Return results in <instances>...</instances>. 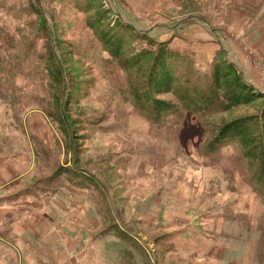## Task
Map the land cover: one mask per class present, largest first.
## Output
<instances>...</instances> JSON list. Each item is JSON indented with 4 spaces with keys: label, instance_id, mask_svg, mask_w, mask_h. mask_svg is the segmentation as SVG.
Returning <instances> with one entry per match:
<instances>
[{
    "label": "rangeland",
    "instance_id": "374dc122",
    "mask_svg": "<svg viewBox=\"0 0 264 264\" xmlns=\"http://www.w3.org/2000/svg\"><path fill=\"white\" fill-rule=\"evenodd\" d=\"M73 4L80 8L75 10ZM82 4L86 0H0V156L6 155L1 162L9 160L14 149L15 155H20L17 149H21L29 157L20 156L16 164H10L25 169L30 164L73 166L80 158L84 166L62 171L58 167L60 173H51L53 181L48 185L53 190L69 192L78 188V175L85 178L81 179L82 190L97 194L94 209L99 222L104 228L114 226L113 230L119 231L113 215L115 208L122 227L126 225L137 233L150 248L153 264H168L172 254L157 250L158 238L165 229L179 226H199L202 241L208 245L199 246L201 256H175L178 264H239L238 260L246 255L251 264H264V221L257 216L260 205L245 195L252 192L243 190L248 184L244 172L241 168L225 172L220 161L204 164L197 155L203 154L221 126L235 119L260 117L264 99L222 116L202 119L184 115L180 120L170 119L164 125L149 127L129 102L134 99L135 89H147L152 61L123 70L113 59L104 57L95 35L114 16L133 29L130 39L129 34L125 37V59L144 52L154 55L159 48L157 43H146L136 36L163 41L181 55L175 64L177 74L205 89L211 83L210 64L214 59L202 52H213L211 49L216 47L209 32L213 33L226 42L224 58L264 94V0H104L105 7L100 0H94L95 10L89 13ZM106 12L109 15H105L103 25L90 31L89 21ZM46 49L53 52L58 69L63 70L64 82L75 87L72 93L64 92L66 96L59 102L53 100L57 91L42 69L46 60L37 58L38 54H46ZM233 52L249 73L237 64ZM30 53L35 58H30ZM46 114L56 120L60 115L68 119L69 140L56 131L58 128ZM18 121L40 122V130L57 132L52 146L42 139L44 145L36 142L38 150L45 148L49 153L37 152L33 143L28 149L26 144H17L23 137L16 130ZM109 123L115 129L105 134L103 127ZM224 153L229 157L232 152L227 149ZM119 157L124 158L122 162H118ZM83 167L89 178L82 174ZM46 175L35 168L15 181V188L34 190L39 180L48 181ZM108 193L113 206L105 199ZM39 194L37 190L33 196ZM238 199L251 211L250 216ZM101 211L107 212L106 221ZM157 219L155 230L148 231L144 221ZM33 221L37 222L35 218ZM28 231L23 237H28ZM14 236L20 238L17 231ZM13 248L14 252L0 251V264H25L26 258L28 264H38L31 258L37 257L32 249L39 250L25 242ZM28 249L32 250L31 256L26 255Z\"/></svg>",
    "mask_w": 264,
    "mask_h": 264
},
{
    "label": "trees",
    "instance_id": "16d2710c",
    "mask_svg": "<svg viewBox=\"0 0 264 264\" xmlns=\"http://www.w3.org/2000/svg\"><path fill=\"white\" fill-rule=\"evenodd\" d=\"M101 4H104V0H100ZM94 0H86V4H82L85 12H92L95 10ZM74 9L78 10L79 4H73ZM34 7V6H33ZM105 7V4H104ZM106 9V8H105ZM37 11V10H36ZM82 13V12H81ZM105 15L101 13L94 18V21H89L88 28L90 31H95L96 27H100L105 22ZM133 29L130 26L125 25L116 17H110L109 23L105 25V28L99 29L95 33L97 41L102 47L104 57H108L117 62L123 70H131L144 64L146 61L151 60L150 72L148 75V87L143 92L137 89L134 90V99H131L130 106L137 113L141 120H143L149 127H158L164 125L168 120H180L182 116H194L197 118L207 119L214 116H222L230 114L234 110L240 107H248L258 103V101L264 99V94L258 92L252 85L247 83L244 77L239 73L236 66L230 63L224 58V51L218 52L211 62L212 67L211 83L207 88H200L193 86L189 79H182L186 77L177 74L175 64L176 60L181 56L171 50L165 42L156 41L151 38H142L136 36L137 39L146 40V43H157L155 46L159 47L157 52L153 55L152 52H144L130 59H125L124 51L127 41L125 37L127 34L128 39L131 37ZM32 46V44H31ZM31 52V51H30ZM39 55V60H46L44 67L42 68L47 72V79L54 85V90L57 93L53 94V100H62L65 98V93H72L75 87L74 84H67L64 82V76L62 69H58V62L53 55V52ZM31 54V53H30ZM186 57L185 55H183ZM35 58L33 54L29 56ZM55 59V60H54ZM71 85V87H70ZM125 87L124 89H127ZM50 90V88H49ZM49 92V91H48ZM65 95V96H64ZM70 96V95H69ZM164 97H171V99H165ZM68 100V99H67ZM47 118H50L55 129L62 137L70 139V129L68 119L64 115H60L56 120L51 114H46ZM10 120V119H9ZM101 122V121H100ZM181 128V132L184 127ZM92 124H98V122H92ZM17 131L23 136L21 142L30 141L42 154L49 153L47 149L43 148L38 150L36 142L39 140L42 145L44 142L36 136H28L25 129L24 121H18ZM80 125V123L76 124ZM110 125V123L108 124ZM264 129V108L260 117L252 116L244 119H235L218 129V133L204 148L203 154L197 153L199 160L204 164H211L219 162L222 169L227 171H233L234 169H242L243 176L246 177L252 192L259 200V209L257 216L260 221H264V131L259 133V129ZM104 133L110 134L115 126H104ZM262 129V130H263ZM180 132V134H181ZM17 135V134H16ZM26 140V141H25ZM19 141L17 142V144ZM20 145V144H18ZM65 145V143H64ZM230 149L232 152L229 157H226L224 151ZM19 151V149H17ZM124 158L119 157L118 162H122ZM228 160H231L229 162ZM110 161H113L111 159ZM96 163H99L96 161ZM103 163V162H100ZM106 163V162H104ZM129 163V162H128ZM257 164V166L255 165ZM62 166V165H61ZM62 169L84 166L80 158H77L73 162V166L63 165ZM125 166H128L125 164ZM84 177L89 178L86 175V169L80 168ZM80 170V171H81ZM65 171V170H64ZM60 172H57L59 174ZM76 181L78 188H82L80 175ZM48 181L39 180L36 182L34 190L41 194L53 191V187H50ZM42 185V189L41 186ZM38 185V186H37ZM34 190H24L23 195L33 196ZM107 212H100V216L103 221H106ZM104 216V217H103ZM114 226L107 228V232H116L124 237L123 231L113 230ZM126 242H132L133 239L126 236ZM130 263V256L125 257V264ZM254 264V263H252Z\"/></svg>",
    "mask_w": 264,
    "mask_h": 264
},
{
    "label": "crops",
    "instance_id": "0c3cea01",
    "mask_svg": "<svg viewBox=\"0 0 264 264\" xmlns=\"http://www.w3.org/2000/svg\"><path fill=\"white\" fill-rule=\"evenodd\" d=\"M221 32L223 33L224 31L222 30ZM209 34L214 40L216 47L211 49L213 52L203 51L202 53L208 54L209 59H214L218 49L226 47V42H221L220 36L216 37V35L210 32ZM233 56L236 57L237 64L239 62L240 66L243 68L242 70L245 73H249L247 67L234 52ZM247 79L253 82L249 77H247ZM27 123L28 122L24 121L28 136H36L42 139L47 145L52 146L53 140L56 135H58L56 131L40 130L37 126L38 124L41 125L40 122H38V124ZM20 142L18 144H26L27 149L31 145L29 140L24 143ZM54 145L57 144L55 143ZM18 152L20 155H15V149L12 150L9 153L11 158H9V160L7 159L6 162H1V159L5 160L4 157L6 155L0 156L1 252L7 251L8 249L14 252L15 249L13 246L16 243L25 242L28 247L39 250L36 251L32 249L34 252H37V257H35V259L31 258L32 260H37L38 264H125V257L127 256H130V263L127 264H153L150 253L148 252L150 248H146V244L138 238L137 233L129 229L126 225L125 228L122 227L120 220H118L119 217L117 218L118 211H116L115 215L114 210L116 209L114 207L113 215L116 220L115 223L118 224L120 230L123 231L124 237L116 232L108 233L107 228H104L99 222L94 209L95 202L97 201V194L94 190L72 188L69 192H61L56 189L50 192L44 191L43 194H39L36 197L25 195V197L19 199L26 188H15V181L20 180V178L26 175L28 176L30 172L36 168L38 172L42 170L44 174H47L46 176H48V178L46 179H49L51 182L53 181L51 173L57 172L59 170L58 167L61 169L66 166H32V164H30L25 169L24 166L13 165L16 164L18 158L20 159V156H22L21 158H26L25 155L29 157L27 153L25 154L21 149H19ZM11 162H13V164H10ZM138 165L139 163L135 166ZM52 167L54 170L51 172ZM130 168L132 169L131 166ZM102 187L104 188L103 185ZM243 190L252 192L249 184L243 187ZM108 195L109 196L105 199L113 206L110 202L112 196L109 193ZM245 195L250 197V201L259 204V200L253 192L245 193ZM239 201L240 199H238V202ZM36 204L37 209L35 208ZM239 204L250 216L251 211L247 210L241 201ZM19 213H21V215ZM33 218L37 220L34 224ZM157 218L159 219L160 216ZM158 219L155 221H144V225L148 227V231L155 230ZM198 227H173L170 230L165 229V233L159 236V242L157 244L160 243L161 245H156L157 250L165 255L172 254L168 260V264H178L180 262L176 260L175 256L184 257L188 254H190L189 256H201L199 246L204 248L208 244L202 241L201 237L203 234L199 231ZM15 231L18 232L20 238L14 236ZM25 231H28V237H23ZM126 236L131 237L133 241L129 243L126 242ZM16 239H18V241ZM6 245H8V248ZM156 248L155 253L157 251ZM32 250L28 249L26 255H29V252ZM10 261L14 263L11 258ZM238 262L239 264H251L248 255L240 258ZM25 264H28L27 258Z\"/></svg>",
    "mask_w": 264,
    "mask_h": 264
}]
</instances>
